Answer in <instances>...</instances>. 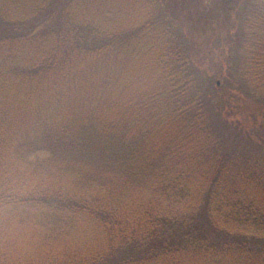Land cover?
Listing matches in <instances>:
<instances>
[{
  "label": "trees",
  "instance_id": "obj_1",
  "mask_svg": "<svg viewBox=\"0 0 264 264\" xmlns=\"http://www.w3.org/2000/svg\"><path fill=\"white\" fill-rule=\"evenodd\" d=\"M162 5L0 0V264H264L262 141ZM243 24L264 89V0Z\"/></svg>",
  "mask_w": 264,
  "mask_h": 264
},
{
  "label": "rangeland",
  "instance_id": "obj_2",
  "mask_svg": "<svg viewBox=\"0 0 264 264\" xmlns=\"http://www.w3.org/2000/svg\"><path fill=\"white\" fill-rule=\"evenodd\" d=\"M162 1L161 7L174 19L172 22L178 25L194 53L195 69L209 96L213 98L220 93L229 97L213 98L220 122L229 123L220 125V130L229 138V144L236 142V147L243 148L250 145L244 140V135L231 129L233 123L246 135L254 131L255 134L250 133L252 138L262 141L254 148L250 145L251 149H264V132L255 131L264 119V89L257 88L246 77L242 55L243 23L249 0Z\"/></svg>",
  "mask_w": 264,
  "mask_h": 264
}]
</instances>
